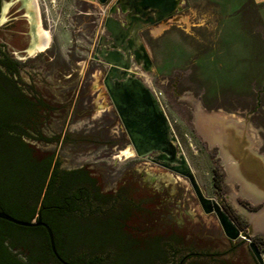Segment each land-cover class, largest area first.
<instances>
[{
  "label": "rangeland",
  "instance_id": "obj_1",
  "mask_svg": "<svg viewBox=\"0 0 264 264\" xmlns=\"http://www.w3.org/2000/svg\"><path fill=\"white\" fill-rule=\"evenodd\" d=\"M59 1L49 5L56 21L64 11L77 12L76 0ZM177 17L145 30L153 71L138 67V75L157 92L206 195L225 201L237 224L250 234L264 256V189L246 186L253 175L249 163L264 169V4L254 0H184ZM83 26L78 30L72 22V33H55L62 56L67 58L72 46V79L63 57L59 68L43 59H32L20 68V87L49 106L39 126L45 140L28 141L45 157L57 154L61 170L92 173L108 196L120 193L142 201L147 214H138L144 222L160 223L159 217L166 211L180 217L188 225L189 238L195 237L180 254L194 249L220 253L203 259L210 264H258L248 241L242 238L235 241L233 253L222 256L231 241L218 219L202 212L188 179L147 159L122 155L130 140L104 86L105 73L93 60L103 31ZM5 51L1 49L0 56ZM73 98L81 100L78 109ZM5 105L0 90V112ZM12 109L13 120L36 123L35 113ZM1 143L0 178L29 173L31 162L13 137L4 136ZM233 144L238 153L230 148ZM155 191H161L166 200L160 210L155 209V203L143 202ZM180 199L186 202L178 211ZM138 201H126L127 210L141 209ZM117 214L97 212L90 218L95 246L100 244L106 219L114 220ZM87 224L84 222L83 230ZM105 236L115 239L119 233L109 230ZM117 253L112 264H133L138 255L128 243H122Z\"/></svg>",
  "mask_w": 264,
  "mask_h": 264
},
{
  "label": "flooded vegetation",
  "instance_id": "obj_2",
  "mask_svg": "<svg viewBox=\"0 0 264 264\" xmlns=\"http://www.w3.org/2000/svg\"><path fill=\"white\" fill-rule=\"evenodd\" d=\"M54 2L59 3L60 1L0 0V52L1 49H6L4 52L6 62L4 65L6 75L4 92L7 96L8 108L10 110V112H8L7 120L5 122H0V153L2 138L4 136H8L9 138L13 137L18 148L26 154L32 165L29 173H13V175L10 174V176H1V209H3L6 204L22 208L40 206L42 204V200L38 199L40 187L45 184V190H47L49 181L52 177V172H50L47 179L44 180L43 171L46 165V160L48 157L53 156L51 171L56 168V163L58 162L57 154L52 153L45 157L40 153V149L35 146V144L28 141L29 139H34L38 142H43V140H45L39 126L40 123H42L41 119L42 115H44L45 108L49 106L43 98H41L42 103H40L38 107V121L36 126L26 121H15L12 118L13 107L21 108V110H27L28 108L27 99L29 95L24 92L20 87V84L17 82L18 77L21 76L20 68L30 63L32 59L47 60L46 62L49 65L54 67L58 66L59 68L63 57L65 63L68 65V78L72 79V46L67 50V58L62 56L59 40L55 33L60 30L72 33L73 22L74 27L78 30L79 25L83 26V24V27H99L102 29L103 33L99 35L97 39L93 60L98 63L102 72L106 73L108 66L102 62L97 50L102 48V46L99 45L102 37L105 36L108 38V33L105 30V23L110 10L115 9V17L121 20L124 24H128L126 19L128 13H124L122 9L130 5L129 0H112L110 5L100 4L97 0H76L77 12H74L72 15V11L69 13L64 11L62 18L60 15L57 21V15L49 9V5L51 6ZM87 18L89 19L88 22H86ZM61 22H68V25L61 26ZM150 26L151 25L146 26L140 31V36L143 42L144 32ZM73 31H75V29ZM44 32L54 34L45 36ZM36 42H43L45 47L36 50L35 52H30ZM96 56L98 59L95 58ZM141 68L143 69V67ZM135 70L138 71V67H136ZM59 73L61 74V72ZM29 129H33L34 131L30 132ZM239 151L238 148L237 153ZM144 159L151 161L154 165L164 167L175 173L170 168L162 165L163 161L159 159V155L156 153L152 154L150 158L146 157ZM70 172L71 171L69 170H61L59 165V171L55 179L56 187L60 186L62 179L65 177H67L68 180L71 179ZM175 174L178 175L177 173ZM153 179L155 180V178ZM72 183V191L76 192L74 195L75 198L72 200V240L70 239L71 235L64 229L59 235L64 242V247L62 249L57 247L55 240L58 255L55 254L52 249L49 234L45 226L39 225L35 227H27L0 218L21 228L36 229L40 232L39 234L42 232L48 237L47 239H49V244H47V248L44 249L40 246L38 238L30 240L28 237H22L23 235H19L18 238H12L16 245L14 253L17 255L18 259L32 258V261H34L33 263L35 264H112L116 259L114 257L118 255L117 250H119V246H121L122 243H128L130 246L135 247L136 254L138 255H136L137 259L136 261L134 260L133 264H210L203 259L207 256L216 257V255L220 254L205 253L194 249L189 250V252L185 254H180L184 247H188L189 240H195V237H193V239L189 238L190 232L185 221L180 217L173 216L170 211H166L165 213H161L159 217L160 223L151 224L144 222V218L142 219L139 215L141 213L143 214V217H145L144 214H147L142 201H138L134 198H127L120 193H115L114 196H108V192L102 190L99 184L100 182L97 181L95 176L85 169L72 170ZM129 199H132L135 202L138 201L141 209L134 210L133 212L132 209L128 208L127 210L126 201ZM164 199L161 191H155L149 194L148 197H144L143 202L150 201L155 203V209L160 210L162 209V206L166 204V200ZM214 199H220L222 207L232 218H234L223 199L220 197ZM185 202L186 201H183L182 199L177 201V207L179 208L178 211H180ZM107 204L108 207L106 206ZM200 207L202 212L206 214L201 204ZM97 212H101L102 214H108L110 212L116 214V212H118V214L115 216L116 218L114 220L111 219L112 221L106 219L103 225L104 234L102 237H99L100 244L95 246L93 244L95 234L93 233L89 220L94 213ZM185 212L188 215H191L186 208ZM126 213H128V215L125 217L124 215ZM10 215L16 219L24 220L16 215ZM206 215H213L217 218L215 213ZM42 220L50 226L55 239V232L51 225L45 221L43 217ZM84 222L88 223L85 230L82 229ZM114 229L118 231L119 236L115 239L105 236L106 232ZM245 234L250 235L247 232H245ZM242 239L248 241L247 238ZM229 240L231 241V245L222 252V256L233 253L237 248L235 241L238 239ZM178 244L181 245L180 248L177 247ZM219 263L224 264L222 261Z\"/></svg>",
  "mask_w": 264,
  "mask_h": 264
},
{
  "label": "water",
  "instance_id": "obj_3",
  "mask_svg": "<svg viewBox=\"0 0 264 264\" xmlns=\"http://www.w3.org/2000/svg\"><path fill=\"white\" fill-rule=\"evenodd\" d=\"M97 1L108 5L112 2ZM129 2L130 5L122 9L124 13H128L126 17L128 24L115 17V9L110 10L105 23L108 38L102 37L99 42L102 48L98 49L97 53L108 66L103 83L129 137L128 148L132 151L131 156L150 158L156 153L163 161V166L188 178L204 212L216 214L229 239L247 238L258 264H264V256L256 242L252 241L250 235L245 234L226 212L221 200L208 197L200 186L161 102L135 70L136 67H143L145 72L153 71V61L140 31L146 26L160 25L177 17L183 9L184 0H129ZM44 35L48 36V32H44ZM44 47L43 42H36L30 52ZM95 58L98 59L97 56ZM41 212L42 210H39L36 218L31 221L16 219L5 211H0V218L27 227L45 226L52 249L58 255L53 231L43 222Z\"/></svg>",
  "mask_w": 264,
  "mask_h": 264
},
{
  "label": "trees",
  "instance_id": "obj_4",
  "mask_svg": "<svg viewBox=\"0 0 264 264\" xmlns=\"http://www.w3.org/2000/svg\"><path fill=\"white\" fill-rule=\"evenodd\" d=\"M5 57L0 56V90L3 92L6 105L3 110L0 112V122H5L8 117V108L7 96L4 92L6 85V75L3 67L5 65ZM28 108L27 111L31 114L38 115L39 104L42 103V99L38 95L28 96ZM75 102L76 107L81 105V100L75 101L74 98L72 102ZM75 110V112L77 111ZM13 111V109H12ZM14 113V111H13ZM38 121V116H37ZM36 121V123H37ZM36 123L32 122V125L36 126ZM53 163V156L48 157L46 160V165L44 167L43 176L44 180L47 179V176L52 172V177L49 181L48 188L45 190V184L40 187V192L38 199L42 200L40 206L33 208H22L14 207L11 204H6L3 209L6 212L16 215L24 220H32L36 217L39 210H42V217L47 221L55 232V240L57 247L62 249L64 247L63 240L59 237L62 231L65 229L70 235L72 234V200L75 198V193L72 191V171L71 179L68 180L67 177L62 179L59 187H56V176L59 171V162L56 163V168L51 171ZM235 221L236 219L233 218ZM237 223V222H236ZM37 231L33 228H21L16 225L11 224L10 222L0 219V264H35L32 261V258L29 259H18L17 255L14 253L16 250V245L14 244L12 238H18L19 235L22 237H28V239L38 238L40 246L46 249L47 244H49L48 237L45 236L42 232ZM72 240V237H70ZM48 240V242H47Z\"/></svg>",
  "mask_w": 264,
  "mask_h": 264
},
{
  "label": "crops",
  "instance_id": "obj_5",
  "mask_svg": "<svg viewBox=\"0 0 264 264\" xmlns=\"http://www.w3.org/2000/svg\"><path fill=\"white\" fill-rule=\"evenodd\" d=\"M254 1L256 3H258V4H264V0H254ZM206 132L207 131L205 130V133ZM230 148L232 149V151L233 150L237 151V149H238L237 146L234 145V144L232 146H230ZM247 161L249 163V160H247ZM250 161L252 162V158H251ZM244 162H246V161H244ZM249 164H250V167H249L250 172L253 173V175H251L252 177H250L249 179H247V181H249V182L246 183V186H248V187L249 186H253V187H257L258 186L259 187L260 186V188H263L264 189V169L258 170L257 166H255L253 163H249ZM261 219L264 222V216H262Z\"/></svg>",
  "mask_w": 264,
  "mask_h": 264
},
{
  "label": "bare ground",
  "instance_id": "obj_6",
  "mask_svg": "<svg viewBox=\"0 0 264 264\" xmlns=\"http://www.w3.org/2000/svg\"><path fill=\"white\" fill-rule=\"evenodd\" d=\"M122 155H125L126 157H131L132 155V151L128 148V149H125L123 152H122ZM133 157V156H132Z\"/></svg>",
  "mask_w": 264,
  "mask_h": 264
},
{
  "label": "built area",
  "instance_id": "obj_7",
  "mask_svg": "<svg viewBox=\"0 0 264 264\" xmlns=\"http://www.w3.org/2000/svg\"><path fill=\"white\" fill-rule=\"evenodd\" d=\"M152 91L155 93L156 97L159 99V96H158L157 92H155L154 90H152Z\"/></svg>",
  "mask_w": 264,
  "mask_h": 264
}]
</instances>
